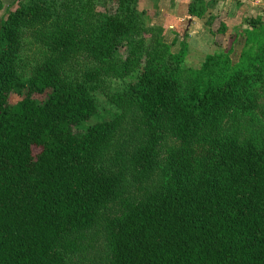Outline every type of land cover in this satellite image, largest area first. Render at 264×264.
<instances>
[{
  "label": "trees",
  "instance_id": "trees-1",
  "mask_svg": "<svg viewBox=\"0 0 264 264\" xmlns=\"http://www.w3.org/2000/svg\"><path fill=\"white\" fill-rule=\"evenodd\" d=\"M138 1L0 14V264H264V19L188 69Z\"/></svg>",
  "mask_w": 264,
  "mask_h": 264
},
{
  "label": "crops",
  "instance_id": "crops-1",
  "mask_svg": "<svg viewBox=\"0 0 264 264\" xmlns=\"http://www.w3.org/2000/svg\"><path fill=\"white\" fill-rule=\"evenodd\" d=\"M152 1V0H151ZM147 5L148 11H158L156 16L160 18L163 16L166 19L167 27L178 28L181 25L180 21H187V28L193 29L187 32V35L193 36L194 34L201 35L206 32L202 26L203 21L207 15L211 14L215 20H222L226 26L227 32L236 27L240 23L242 17L261 15L264 19V0H205L206 10L202 17L189 16L187 14V3L189 0H153ZM231 21L234 23L231 25ZM209 33V32H208ZM206 32V34H208ZM209 35V34H208ZM197 38V37H196Z\"/></svg>",
  "mask_w": 264,
  "mask_h": 264
},
{
  "label": "rangeland",
  "instance_id": "rangeland-1",
  "mask_svg": "<svg viewBox=\"0 0 264 264\" xmlns=\"http://www.w3.org/2000/svg\"><path fill=\"white\" fill-rule=\"evenodd\" d=\"M151 0H139L137 5L139 8L141 9H146L147 12V22L149 24H154V25H158L160 27H162L163 29V38L167 43H171L172 39L174 38L175 40L170 44V49L171 51L175 52L179 49L180 46V40H181V36L184 34L186 35L185 37V49H184V56L182 59V65L188 69H198L200 66V63L203 61L205 55L207 53H210L212 50L215 49V46L211 43L212 41V36L210 33H208L207 31V27L204 25L202 28L209 34H206V32L202 33L201 35L198 34H194L193 36H189L187 35V32H191L193 29L187 28V21L183 20L180 21L181 25L178 26V28H175V26H173L172 28L167 27L166 24V19L161 16L160 18L156 17V16H160L157 15L158 11H148L147 9V5H144L146 2L149 5ZM153 1V0H152ZM151 1V2H152ZM11 2V0H2L3 3V7L0 10V14L3 13L5 7L7 4H9ZM154 5H156V1H153ZM204 22V21H203ZM219 23H223L222 20L218 19L217 21L214 20L211 22L212 24V28H216L218 26ZM231 25L234 23L233 21L230 22ZM224 24V23H223ZM239 24V23H238ZM227 30L224 34H216V39L221 40L223 38L226 37L227 35ZM197 37V38H196ZM242 43V37H239L238 40L236 41L235 44H233V52L230 55L231 59L234 61L236 58V54H237V50L239 49V46ZM34 98L36 99H40L39 95L34 94L33 95ZM18 98V96L15 95H10V101H15ZM102 106V105H101ZM101 116L106 115L105 112H102L101 110L98 112ZM99 115V116H100ZM96 118L98 117H94L92 119H89L87 121V123H91L92 121H94Z\"/></svg>",
  "mask_w": 264,
  "mask_h": 264
}]
</instances>
